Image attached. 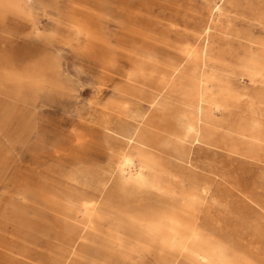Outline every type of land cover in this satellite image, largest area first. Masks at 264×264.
<instances>
[{
	"label": "rangeland",
	"instance_id": "rangeland-1",
	"mask_svg": "<svg viewBox=\"0 0 264 264\" xmlns=\"http://www.w3.org/2000/svg\"><path fill=\"white\" fill-rule=\"evenodd\" d=\"M0 264H264V0H0Z\"/></svg>",
	"mask_w": 264,
	"mask_h": 264
},
{
	"label": "bare ground",
	"instance_id": "bare-ground-1",
	"mask_svg": "<svg viewBox=\"0 0 264 264\" xmlns=\"http://www.w3.org/2000/svg\"><path fill=\"white\" fill-rule=\"evenodd\" d=\"M123 91L128 92L135 96L140 95L139 92H136V90H134L131 87H127V86H125ZM148 99L150 100L151 105L155 107V111L157 113V120L155 123L151 124V119H148L145 122L146 129H144V132L146 133H176V132H173L171 129L181 128L183 132L186 133L187 141L194 142L198 140L197 132L193 129H190V127H188L187 122H185V120L182 117H174L171 115H167L166 108L159 106V102L156 100L155 96L149 97ZM158 121H160L161 123H159ZM174 136L176 139H169V141L173 142V140H175L174 144L176 145L182 143V141L184 140L181 135H174ZM131 141L134 142L135 141L134 138H132ZM154 160L155 158L151 155H147L144 149L136 148L133 151V160L131 161V166L139 174L145 176V174L148 175V173L151 174L153 172L152 163ZM188 171L192 173V166L190 162L188 163ZM177 178H178L177 179L178 183L180 184V186L183 188L184 192L187 195L194 196V197H198L202 195L203 190L200 187L195 186L188 177H185L182 173L179 172ZM117 238L118 239L114 241V246L119 247L121 245V240H120L121 238L120 237H117ZM194 242L196 243V246H198V248L201 251L208 254L212 258H216L215 253L212 250H209V248L206 245L200 242H197L196 240H194Z\"/></svg>",
	"mask_w": 264,
	"mask_h": 264
}]
</instances>
